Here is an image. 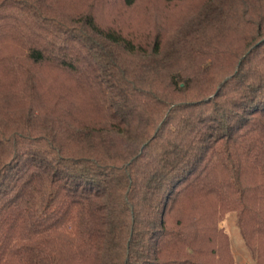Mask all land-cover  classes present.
Listing matches in <instances>:
<instances>
[{
	"label": "trees",
	"instance_id": "16d2710c",
	"mask_svg": "<svg viewBox=\"0 0 264 264\" xmlns=\"http://www.w3.org/2000/svg\"><path fill=\"white\" fill-rule=\"evenodd\" d=\"M231 212L264 264V0H0V264H234Z\"/></svg>",
	"mask_w": 264,
	"mask_h": 264
},
{
	"label": "rangeland",
	"instance_id": "374dc122",
	"mask_svg": "<svg viewBox=\"0 0 264 264\" xmlns=\"http://www.w3.org/2000/svg\"><path fill=\"white\" fill-rule=\"evenodd\" d=\"M188 4V3H187ZM156 9H159L160 3H154ZM186 5H178L172 7V10L166 9L163 11V17L169 21L175 20L182 13ZM177 20V19H176ZM221 226L228 233L230 238V249L234 258V264H257V252L254 248L249 247L240 232L238 227V215L236 212H231L225 215Z\"/></svg>",
	"mask_w": 264,
	"mask_h": 264
}]
</instances>
